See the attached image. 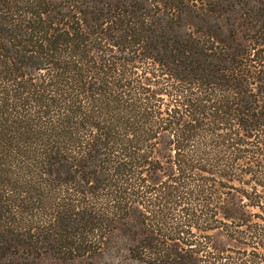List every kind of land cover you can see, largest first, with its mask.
I'll list each match as a JSON object with an SVG mask.
<instances>
[{
  "label": "trees",
  "instance_id": "obj_1",
  "mask_svg": "<svg viewBox=\"0 0 264 264\" xmlns=\"http://www.w3.org/2000/svg\"><path fill=\"white\" fill-rule=\"evenodd\" d=\"M255 217L264 0H0V264H260Z\"/></svg>",
  "mask_w": 264,
  "mask_h": 264
},
{
  "label": "rangeland",
  "instance_id": "obj_2",
  "mask_svg": "<svg viewBox=\"0 0 264 264\" xmlns=\"http://www.w3.org/2000/svg\"><path fill=\"white\" fill-rule=\"evenodd\" d=\"M251 210L254 211V212H259L260 211L258 208H251ZM252 224L253 225L254 224H259V226H264V218L261 219V218L255 217V218L252 219ZM122 253H124V250L122 251ZM260 264H264V260L261 261Z\"/></svg>",
  "mask_w": 264,
  "mask_h": 264
}]
</instances>
